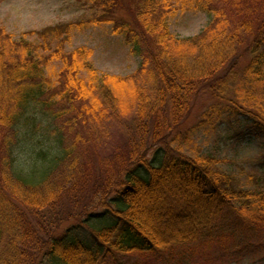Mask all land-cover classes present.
<instances>
[{"label": "trees", "instance_id": "16d2710c", "mask_svg": "<svg viewBox=\"0 0 264 264\" xmlns=\"http://www.w3.org/2000/svg\"><path fill=\"white\" fill-rule=\"evenodd\" d=\"M78 1L83 14L18 37L0 24V264L183 256L216 235L264 230V175L249 174L250 186L213 168L225 159L171 144L199 96L247 113L264 138V0H196L213 19L183 38L168 27L172 0ZM104 23L140 58L133 72H100L91 48H67ZM105 119L125 122L122 140L107 143ZM153 146L157 164L146 160ZM75 217L95 229L58 233Z\"/></svg>", "mask_w": 264, "mask_h": 264}, {"label": "rangeland", "instance_id": "374dc122", "mask_svg": "<svg viewBox=\"0 0 264 264\" xmlns=\"http://www.w3.org/2000/svg\"><path fill=\"white\" fill-rule=\"evenodd\" d=\"M172 4L175 12L168 19V27L176 37L200 34L213 19L212 13L204 10L207 6L203 5L205 2L201 1L198 6L196 0H172ZM85 9L78 0H4L0 3V24L18 37L25 30L74 19L86 12ZM80 45L92 49L90 58L100 72L129 74L137 68L140 61L138 56L129 51V46L124 43L122 37L112 33L110 24L104 23L78 32L67 48ZM243 60L242 65L247 63L244 58ZM250 122L247 113L230 112L225 101L199 96L188 117L172 134L177 138L171 144L189 156L209 155L225 159V162H220L213 168L234 173L239 178L243 177L248 185L254 186L257 181L251 180L252 177L250 180L247 178L249 174L259 178L264 175V138L257 134ZM104 125V137H107L105 139L108 144L124 138V121L122 123L105 119ZM38 144H35V148L42 146ZM156 147L147 149L146 160L149 163L157 164L160 159L161 153L156 152ZM32 150L23 144L16 153L18 164L22 167L29 165ZM102 212L103 208L96 210L97 214ZM101 220L103 218L97 220V224ZM79 225L86 233L95 229L92 228L94 221H83V217H75L64 221L58 233L67 227ZM262 231L245 233L246 238L242 239H234V236L230 235H216L214 240L193 247L183 256L179 252L169 255L167 251L141 255H118L113 251L101 258V264H264Z\"/></svg>", "mask_w": 264, "mask_h": 264}]
</instances>
